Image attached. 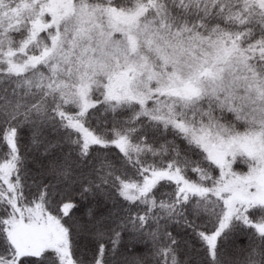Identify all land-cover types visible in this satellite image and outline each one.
<instances>
[{"label":"snow or ice","instance_id":"1","mask_svg":"<svg viewBox=\"0 0 264 264\" xmlns=\"http://www.w3.org/2000/svg\"><path fill=\"white\" fill-rule=\"evenodd\" d=\"M0 264H264V0H0Z\"/></svg>","mask_w":264,"mask_h":264},{"label":"trees","instance_id":"2","mask_svg":"<svg viewBox=\"0 0 264 264\" xmlns=\"http://www.w3.org/2000/svg\"><path fill=\"white\" fill-rule=\"evenodd\" d=\"M235 241L237 245H241L243 243H246V238L241 234L235 237Z\"/></svg>","mask_w":264,"mask_h":264}]
</instances>
